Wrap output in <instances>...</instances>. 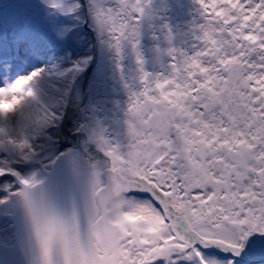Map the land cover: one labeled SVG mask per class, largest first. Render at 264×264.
<instances>
[{"label":"snow or ice","instance_id":"obj_1","mask_svg":"<svg viewBox=\"0 0 264 264\" xmlns=\"http://www.w3.org/2000/svg\"><path fill=\"white\" fill-rule=\"evenodd\" d=\"M146 2L0 3V264H264V0H195L165 72L137 52L117 133Z\"/></svg>","mask_w":264,"mask_h":264},{"label":"trees","instance_id":"obj_2","mask_svg":"<svg viewBox=\"0 0 264 264\" xmlns=\"http://www.w3.org/2000/svg\"><path fill=\"white\" fill-rule=\"evenodd\" d=\"M193 2L196 10L187 12L184 8V0H147V15L142 18L139 26L140 35L136 38L137 47L133 50L130 44L124 45L121 59L122 77L116 74L115 69H112L109 77L110 87L104 98L106 106H110L114 99L118 101L113 102L112 108L120 105L123 108L121 121L114 122V117L117 118V116H113L112 119L111 125L117 133L122 131V119L129 92L141 87L140 66L137 64L136 53L139 52L143 59L144 70L155 75L167 70L170 60L166 51L168 48L190 52V46L193 43V25L198 19V5L195 0ZM169 36H171L170 40ZM107 55L110 56L111 53Z\"/></svg>","mask_w":264,"mask_h":264},{"label":"rangeland","instance_id":"obj_3","mask_svg":"<svg viewBox=\"0 0 264 264\" xmlns=\"http://www.w3.org/2000/svg\"><path fill=\"white\" fill-rule=\"evenodd\" d=\"M3 0H0V3H2ZM10 7V5L8 4H4V8L5 9H8ZM184 8L187 12H192L193 9L194 11L196 10V6L193 2V0H184ZM113 94V93H112ZM82 97V96H81ZM121 100V99H119ZM118 100H114L113 99V102H116ZM113 102L110 104V106H106L104 101H103V104H104V109L103 111H98V114L101 116L102 119L105 120L106 123H109L110 125L112 124V119H113V116H117L114 117V122L117 121V122H120L121 121V114H123V108L122 106H117L118 105V102L116 103L117 105V108L114 107L112 108V105H113ZM98 102L94 100V98L90 97L87 93H85V96H84V101H82V105L80 107V113H86L88 111L89 108H92L94 105H96ZM80 113H76L75 115H78ZM108 120V121H107ZM113 127V125H111Z\"/></svg>","mask_w":264,"mask_h":264},{"label":"bare ground","instance_id":"obj_4","mask_svg":"<svg viewBox=\"0 0 264 264\" xmlns=\"http://www.w3.org/2000/svg\"><path fill=\"white\" fill-rule=\"evenodd\" d=\"M82 101H84V97H83V95H82V97H81V104H80L79 108H80L81 105H82ZM75 114H76V113L74 112L73 115H75Z\"/></svg>","mask_w":264,"mask_h":264},{"label":"water","instance_id":"obj_5","mask_svg":"<svg viewBox=\"0 0 264 264\" xmlns=\"http://www.w3.org/2000/svg\"><path fill=\"white\" fill-rule=\"evenodd\" d=\"M85 96V94H83V97Z\"/></svg>","mask_w":264,"mask_h":264}]
</instances>
